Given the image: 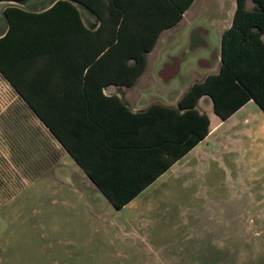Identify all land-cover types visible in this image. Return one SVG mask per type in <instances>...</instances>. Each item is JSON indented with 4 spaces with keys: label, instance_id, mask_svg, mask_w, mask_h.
<instances>
[{
    "label": "rangeland",
    "instance_id": "374dc122",
    "mask_svg": "<svg viewBox=\"0 0 264 264\" xmlns=\"http://www.w3.org/2000/svg\"><path fill=\"white\" fill-rule=\"evenodd\" d=\"M49 1L0 2V31L4 7L38 11ZM225 3L198 0L190 6L192 25L214 36L202 18H214ZM79 13L85 25L93 21L83 8ZM171 35L163 33L147 53L131 87L109 85L105 93L131 111L174 107L194 81L216 72L212 49L191 53L183 38L167 48ZM201 108L211 112L210 104ZM257 113L250 100L221 121L200 144L210 157L199 175L176 164L114 209L0 76V264H264V131L230 140L244 118L256 123Z\"/></svg>",
    "mask_w": 264,
    "mask_h": 264
},
{
    "label": "trees",
    "instance_id": "16d2710c",
    "mask_svg": "<svg viewBox=\"0 0 264 264\" xmlns=\"http://www.w3.org/2000/svg\"><path fill=\"white\" fill-rule=\"evenodd\" d=\"M193 0H50L3 8L0 76L114 209H120L208 133L206 96L225 120L248 100L264 114V0H235L215 73L175 106L131 111L106 86L131 87L164 29ZM79 7L93 21L85 25Z\"/></svg>",
    "mask_w": 264,
    "mask_h": 264
},
{
    "label": "crops",
    "instance_id": "0c3cea01",
    "mask_svg": "<svg viewBox=\"0 0 264 264\" xmlns=\"http://www.w3.org/2000/svg\"><path fill=\"white\" fill-rule=\"evenodd\" d=\"M197 2H198V0H193L190 3V5L183 12L182 17L177 22V24H175L174 26H172L170 28L164 29L160 32V34L156 38V41H155L151 50L155 49V46L159 43V40H161L163 33L168 34V36H169V34H172L171 36L173 37V40L172 41H169L168 39L166 40L168 43L167 48L171 47L172 45L178 44L179 43L178 39L180 41L181 38H183L186 45L192 46L191 47V53H194L193 51H196L198 53H200V52L206 53L207 50L209 51V49H212L213 53L216 55V66L218 68V64H219V38H220L221 32L224 29H226L230 24L232 13H233L234 6H235V0H226L225 5H222L221 7H219L220 13L218 15L216 14L217 16H215L214 18H210L209 20L202 18L203 20H205V22H207V24H208L207 26L210 27L211 30L214 29L215 35L212 36L214 38L208 37L207 33H203L202 32L203 29L201 27H199L198 25H195V26L192 25V20H193L194 14H193V12H190V8H191L190 6H194ZM211 5L216 6L214 3ZM251 6H252L251 2L249 0H247L245 2L246 9H250ZM187 12H190V13H187ZM1 14H2V12H1ZM179 26L182 29H177V27H179ZM4 27H3V29H4ZM186 27H188L189 30H194V28H195V30H194L195 32L188 31L189 35H187V29L188 28H186ZM175 28H176V30H175ZM174 30H175V32H174ZM262 36H264V35L263 34L260 35L261 40H262ZM213 73H215V72H213ZM208 74H210V73H208ZM205 75H207V74H204V76ZM204 76H202V78ZM123 88H126V87H123ZM103 93L106 94L105 93V87L103 89ZM106 95H110V94H106ZM248 101H250V100H248ZM247 102H245V103H247ZM245 103L242 106H240L236 111H234L230 116H228L225 120H219L218 117H216L213 114L212 110H211V112H205L201 108L202 105L207 106L208 104H210L209 99L206 96L199 97L197 100V103H196V109L199 112H203L207 115L208 121H209L208 122V133L206 134V136L202 140H200L190 150H188L182 157H180L178 160H176L174 163H172L169 168L180 163L179 168L182 169V171H184L185 173H191L192 172V174H189V176L199 175L200 174L199 167L202 165V161L204 160L203 158L204 157L205 158L210 157L208 154H206L205 151H203V149L200 147V144L205 142V140L208 139L209 136L213 135V133L217 130L221 121H224V122L227 121L232 115H234L238 110H240L241 107H243L245 105ZM210 109H211V104H210ZM258 114H260V115H258ZM257 116H258V120H256V123H254V122L250 123L249 119L244 118L242 123L236 129V131L231 134V138H230L231 142L239 143L242 138L247 139V138H249V136H253V134L255 132H257L258 129L260 131H264V114L262 112L257 113ZM253 123L255 125H253ZM223 151H224V147L220 146L219 156L221 154H224ZM228 154H229V158H230L231 163L235 166H238L237 161H239V157L236 154V152L235 151H229ZM214 156H215V158H217L218 155H214ZM261 191L264 192V188Z\"/></svg>",
    "mask_w": 264,
    "mask_h": 264
},
{
    "label": "water",
    "instance_id": "95a60500",
    "mask_svg": "<svg viewBox=\"0 0 264 264\" xmlns=\"http://www.w3.org/2000/svg\"><path fill=\"white\" fill-rule=\"evenodd\" d=\"M26 0H0V2L13 3V4H22Z\"/></svg>",
    "mask_w": 264,
    "mask_h": 264
}]
</instances>
